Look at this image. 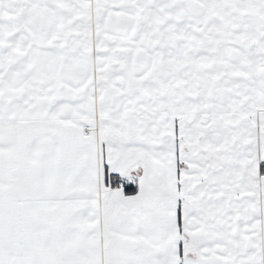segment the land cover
Masks as SVG:
<instances>
[{
	"label": "snow or ice",
	"instance_id": "1",
	"mask_svg": "<svg viewBox=\"0 0 264 264\" xmlns=\"http://www.w3.org/2000/svg\"><path fill=\"white\" fill-rule=\"evenodd\" d=\"M0 264H264V0H0Z\"/></svg>",
	"mask_w": 264,
	"mask_h": 264
}]
</instances>
